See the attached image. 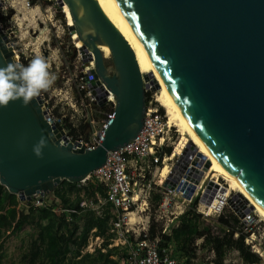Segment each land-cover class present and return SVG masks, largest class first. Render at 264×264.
I'll list each match as a JSON object with an SVG mask.
<instances>
[{
	"label": "water",
	"instance_id": "obj_1",
	"mask_svg": "<svg viewBox=\"0 0 264 264\" xmlns=\"http://www.w3.org/2000/svg\"><path fill=\"white\" fill-rule=\"evenodd\" d=\"M118 1L195 134L264 210V0ZM55 2L69 10L92 79L113 96L114 120L92 150L68 142L0 30V186L20 201L85 182L141 130L144 82L158 90L94 0Z\"/></svg>",
	"mask_w": 264,
	"mask_h": 264
},
{
	"label": "built area",
	"instance_id": "obj_2",
	"mask_svg": "<svg viewBox=\"0 0 264 264\" xmlns=\"http://www.w3.org/2000/svg\"><path fill=\"white\" fill-rule=\"evenodd\" d=\"M0 30L3 32L1 27ZM11 48L13 50L12 44ZM13 53L14 57L18 58L14 50ZM90 65L80 77L79 91L87 97L88 107L94 105L100 110L98 118L86 120L84 123L85 126L92 127L89 133H81L77 138L65 133L68 142L88 150L96 148L103 141L104 132L114 120L115 108L114 98L105 85L101 82L97 84L96 80L92 79L91 70L94 66L92 63ZM88 78L91 81H88ZM144 86L146 107L141 130L127 144L109 152L105 164L92 173L95 180L104 185L105 197L97 204L84 200L80 207L91 208L97 215H101L103 206H111L113 219L110 232L114 235L112 241L116 246L121 245L128 249L123 264H182L173 254L171 247L160 250L159 237L150 238L148 228L143 227L139 239L134 238L137 233L136 222H131L130 218L131 215L135 217L137 213L148 210L151 200L153 188L150 183H144V171L158 169L160 166L162 170L167 166L168 173L162 182L159 180V189L155 191L160 196L155 212L156 221L163 227L162 234H169L173 221L187 210L207 219H218L224 214L233 215L239 221V231L244 236L245 245L259 257V264H264V238L256 235L255 230L260 228H255L260 222L256 220V214L247 210V207L244 208L246 204L242 197L236 192L228 191L223 179L218 176L212 178L204 173L206 159L199 156L195 148L189 146L176 156L173 155V150L170 155L166 154L165 150L169 148L172 139V126L169 125L166 115L159 110L156 95H150L153 85L144 82ZM104 92L107 93L105 97ZM38 97L43 100L41 96ZM44 104V110L49 116L46 103ZM167 183L173 186L167 188ZM209 183L213 185L210 186ZM41 201L37 200L33 207H39Z\"/></svg>",
	"mask_w": 264,
	"mask_h": 264
},
{
	"label": "rangeland",
	"instance_id": "obj_3",
	"mask_svg": "<svg viewBox=\"0 0 264 264\" xmlns=\"http://www.w3.org/2000/svg\"><path fill=\"white\" fill-rule=\"evenodd\" d=\"M0 3V27L18 57L15 58V61L20 64L23 70L29 73L32 93L41 96L46 103V110L50 118L55 122H59L65 133L73 138H77L81 133H89L92 130L91 126H86L84 130L81 127L86 120L98 118L100 110L98 111V108L94 105L91 106L92 108L88 107L86 104L87 97H84V94L79 91V85L83 71L85 68H90L92 62H85L75 46L76 43L68 28L66 12L55 0H0ZM104 60L106 66L110 67V58L107 57ZM156 93L152 91L150 95L155 96ZM157 106L161 113L166 115L165 110L158 103ZM90 108L91 110H89ZM171 135L172 139L169 147L174 152L175 148V150L180 148L183 137L176 127H171ZM161 168L162 166L158 169L152 168L150 171H144L143 173L145 176L144 183H150L153 188L151 198L156 194L155 191L159 189L157 184L161 179L159 175ZM87 180L100 184L92 174ZM81 185L85 186V182ZM227 187L228 191H233L228 185ZM53 194L52 191L42 199L39 195H36L30 201L19 200L18 212L28 216L30 206H33L37 200H44L46 204L58 207L61 205L60 200L55 198ZM80 196L85 198V193L82 191ZM87 201H91V199H87ZM246 207L256 214L257 221L260 220L255 226V228L258 226L260 228L255 231L256 235L264 238L263 219L247 204ZM155 210V204L150 202L148 210L137 213L135 217L130 216L132 218L131 222L133 220L136 222L135 230L137 233L134 238L139 239L143 227L148 228L149 233L152 225L155 237L162 234L163 227L160 222L156 221ZM222 217L229 219L230 224L235 225L236 230H239L240 226L235 224L229 216L224 214ZM219 219H207L200 215L201 231L190 246L188 254L184 256L180 251L176 254L173 253L182 264H244L238 252L230 245L214 249L210 246H204V231L202 228H208L212 236H224L225 229L218 224ZM178 221L177 219L174 220L171 226L176 225ZM167 234L168 232L164 235ZM36 237L37 230L27 224L17 232L9 231L5 233L0 240V264H20L22 255L26 253L31 240ZM237 237L228 233V239L236 240ZM103 241L104 238H90L88 245L82 250V255L85 253L93 254L102 247ZM111 248H117L116 250L113 249L115 250L113 251L115 253L113 259L118 260L119 264H123L127 256V247L116 246L115 242L112 241L108 246V249ZM172 251L175 250L172 249ZM102 252H106V249ZM88 262H85V264ZM90 262H93V260H90Z\"/></svg>",
	"mask_w": 264,
	"mask_h": 264
},
{
	"label": "trees",
	"instance_id": "obj_4",
	"mask_svg": "<svg viewBox=\"0 0 264 264\" xmlns=\"http://www.w3.org/2000/svg\"><path fill=\"white\" fill-rule=\"evenodd\" d=\"M81 129H85L84 124ZM165 152L170 155L171 147L166 148ZM82 191L85 198L80 196ZM53 193L61 205H48L42 200L39 207L30 206L29 215L25 216L18 212V197L9 194L0 186V240L5 233L17 232L26 224L37 230V237L31 240L26 253L20 259V264H85L87 261L89 262L86 264H119L118 260L113 259V251L117 248L108 249L114 239L110 232L113 219L111 206H103L101 215H97L91 208L80 207L82 200L87 199L97 204L105 197V187L90 180L85 181V186L81 183L62 181ZM150 202L156 206L160 202V196L153 195ZM229 218L238 225L237 217L230 215ZM199 219L200 215L192 210H187L179 216L178 223L172 225L169 234L159 236L160 250L171 247L175 254L180 251L186 256L201 231ZM230 223L231 221L224 217L218 220V224L225 229L223 237L212 236L208 228H202L204 246L214 249L230 245L238 252L244 264H259V257L245 245L244 236ZM228 233L238 234V237L236 240L228 239ZM149 235L150 238H155L153 225ZM90 238H104L102 247L93 254L82 255V250L86 248ZM105 249L106 252H102Z\"/></svg>",
	"mask_w": 264,
	"mask_h": 264
},
{
	"label": "bare ground",
	"instance_id": "obj_5",
	"mask_svg": "<svg viewBox=\"0 0 264 264\" xmlns=\"http://www.w3.org/2000/svg\"><path fill=\"white\" fill-rule=\"evenodd\" d=\"M58 1V0H57ZM98 7L100 8L103 15L111 23V25L117 30L121 37L126 41L130 49L132 50L138 69L141 74L150 75L158 85V91L156 93L155 99L156 102L165 110L168 123L172 127L178 128L180 135L183 137V142L179 149L173 152V155H180L182 150L188 148L190 144L197 150V152L203 156L209 162L208 171L204 172L207 176L220 177L225 181V183L238 195H240L251 209H254L255 212L263 219L264 221V210L260 208L254 200L246 193L243 187L240 185L238 180L230 175L217 161V159L211 154V152L206 148L202 141L195 134L193 128L187 122L184 114L178 107L175 102L172 94L168 90V87L164 83L159 72L155 68L152 60L145 50L139 36L132 27L131 23L128 20L124 10L122 9L118 0H94ZM62 10L66 12L68 19V26L73 25L72 18L70 16L69 10L65 4L62 6ZM75 41V46L80 49L82 47V42L78 38L77 34L72 35ZM99 50L104 55L105 58L110 56V50L107 46H100ZM15 60V58H14ZM93 64V62H92ZM63 141V139L61 140ZM177 151V152H175ZM168 173V167L165 166L161 170V181ZM226 193V191H224ZM228 194V193H227ZM246 208V205L244 206ZM132 219V218H131Z\"/></svg>",
	"mask_w": 264,
	"mask_h": 264
}]
</instances>
